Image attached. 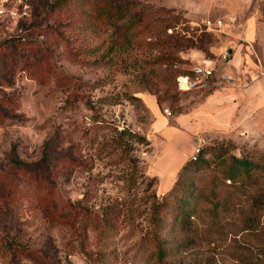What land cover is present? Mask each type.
Masks as SVG:
<instances>
[{
    "label": "rangeland",
    "instance_id": "obj_1",
    "mask_svg": "<svg viewBox=\"0 0 264 264\" xmlns=\"http://www.w3.org/2000/svg\"><path fill=\"white\" fill-rule=\"evenodd\" d=\"M26 4L0 23V264H264V144L255 124L242 133L246 108L231 102L264 79L255 66L264 70V0ZM226 16L237 23L224 34L204 32L203 20ZM239 46L208 88L177 89L196 60ZM146 95L169 124L183 118L206 141L165 194ZM71 153L83 164H67ZM154 200L166 223L156 243ZM79 202L96 216L115 207L112 224L74 217Z\"/></svg>",
    "mask_w": 264,
    "mask_h": 264
},
{
    "label": "crops",
    "instance_id": "obj_2",
    "mask_svg": "<svg viewBox=\"0 0 264 264\" xmlns=\"http://www.w3.org/2000/svg\"><path fill=\"white\" fill-rule=\"evenodd\" d=\"M239 49L240 46L237 49H232V55L230 57L231 63H235ZM260 65L261 63L258 61L255 66L260 71H264L261 69ZM239 97L240 100H231V102L233 104L240 103L239 105L246 108L242 113L247 116V119L242 122V133H250L255 124L258 135L257 139L261 144H264V79L257 80L243 88V90L240 91ZM143 99L154 117L151 130L154 134L160 135L164 143L162 151L155 163L157 165V167H155V170H157L155 175L159 177L157 185L158 193L165 194L171 189L172 181L176 174L188 161L193 151L197 139H195L190 132L195 130L198 126L195 125L185 128L183 127L185 121L178 116L175 117L174 124H169L168 119L161 114L155 98L146 95ZM248 105H250L249 108L252 110L251 118L248 117L250 113L247 111Z\"/></svg>",
    "mask_w": 264,
    "mask_h": 264
},
{
    "label": "built area",
    "instance_id": "obj_3",
    "mask_svg": "<svg viewBox=\"0 0 264 264\" xmlns=\"http://www.w3.org/2000/svg\"><path fill=\"white\" fill-rule=\"evenodd\" d=\"M27 0H0V23L13 20L25 14L27 8ZM17 7L14 8V7ZM237 23L235 16L220 17L214 20L205 19L202 22L203 30L212 34H224L225 28L233 27ZM172 33L171 29H168ZM230 56L224 50L216 60L200 58L195 61L191 70L187 73L180 74L176 78V87L179 91H195L208 88L210 80L214 77L216 65L219 61L228 62ZM260 76L264 75V71L259 72ZM221 83L228 84L232 78L228 74L220 76ZM167 113V112H166ZM169 114V113H167ZM206 141L204 138H198L193 151L190 155L191 161H196L202 155Z\"/></svg>",
    "mask_w": 264,
    "mask_h": 264
},
{
    "label": "trees",
    "instance_id": "obj_4",
    "mask_svg": "<svg viewBox=\"0 0 264 264\" xmlns=\"http://www.w3.org/2000/svg\"><path fill=\"white\" fill-rule=\"evenodd\" d=\"M120 135L125 136L127 140L133 142H136L138 144H145L148 145L149 143L147 142L145 136L143 135H139L133 132H130L127 129H123L120 132ZM199 159V158H198ZM65 161L67 162V164H69L70 166H75V167H79L81 164H83V162L81 160H78L77 158L72 156V153L70 155H68V158L65 159ZM191 161V159L189 158V160L182 166V168L180 169L183 170L184 167L187 165V163ZM198 161V160H196ZM194 161V162H196ZM236 164L240 165V166H246L245 161L242 160H238L235 159ZM179 171V172H180ZM155 181V178L152 177L150 180V185L153 184V182ZM173 189V188H171ZM155 197V196H154ZM156 198V197H155ZM165 206V202H157L156 200L153 201L152 207H151V211H152V219L150 220L149 223V231L148 234L153 237L152 239L155 241V239H157L160 235V233H162V231L165 228V222L162 218H160V213L161 210L164 208ZM82 213L83 215H85L89 220H91V218H97L98 221H102L103 224L106 227H109L112 224L113 221V217L114 214L116 212L115 207L111 206V205H107L105 206L102 211L101 214L98 216L96 215H92L91 211L88 210L87 207L80 205V202L77 205H74L72 207V213L75 214L74 217H76V215L78 216L79 213ZM189 210H181L180 214L174 216V226H177L179 224L180 218L181 216H185V215H189ZM190 216V215H189ZM156 243V241H155Z\"/></svg>",
    "mask_w": 264,
    "mask_h": 264
},
{
    "label": "water",
    "instance_id": "obj_5",
    "mask_svg": "<svg viewBox=\"0 0 264 264\" xmlns=\"http://www.w3.org/2000/svg\"><path fill=\"white\" fill-rule=\"evenodd\" d=\"M225 51L231 57V55H232V48L226 47Z\"/></svg>",
    "mask_w": 264,
    "mask_h": 264
}]
</instances>
